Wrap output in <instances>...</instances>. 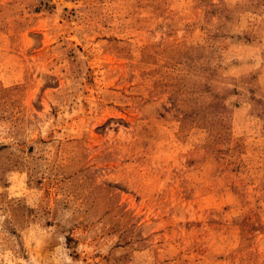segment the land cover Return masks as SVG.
I'll use <instances>...</instances> for the list:
<instances>
[{
	"label": "rangeland",
	"instance_id": "1",
	"mask_svg": "<svg viewBox=\"0 0 264 264\" xmlns=\"http://www.w3.org/2000/svg\"><path fill=\"white\" fill-rule=\"evenodd\" d=\"M0 264H264V0H0Z\"/></svg>",
	"mask_w": 264,
	"mask_h": 264
}]
</instances>
